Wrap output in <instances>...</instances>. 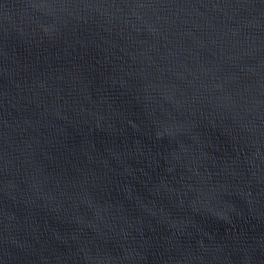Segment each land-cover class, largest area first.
<instances>
[{
    "label": "water",
    "instance_id": "95a60500",
    "mask_svg": "<svg viewBox=\"0 0 264 264\" xmlns=\"http://www.w3.org/2000/svg\"><path fill=\"white\" fill-rule=\"evenodd\" d=\"M0 264H264V0H0Z\"/></svg>",
    "mask_w": 264,
    "mask_h": 264
}]
</instances>
